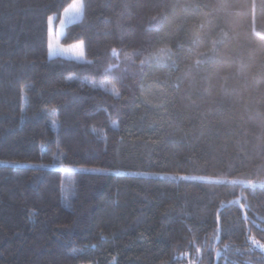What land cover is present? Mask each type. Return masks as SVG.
<instances>
[{
    "label": "trees",
    "instance_id": "trees-1",
    "mask_svg": "<svg viewBox=\"0 0 264 264\" xmlns=\"http://www.w3.org/2000/svg\"><path fill=\"white\" fill-rule=\"evenodd\" d=\"M0 0V264H264V0Z\"/></svg>",
    "mask_w": 264,
    "mask_h": 264
},
{
    "label": "rangeland",
    "instance_id": "rangeland-1",
    "mask_svg": "<svg viewBox=\"0 0 264 264\" xmlns=\"http://www.w3.org/2000/svg\"><path fill=\"white\" fill-rule=\"evenodd\" d=\"M82 14V2L74 0L62 12L58 21L55 17L48 20V56H61L77 61H85L84 47L81 42L71 45L61 43L67 25L78 21ZM264 245V244H261ZM264 252L259 245L257 247Z\"/></svg>",
    "mask_w": 264,
    "mask_h": 264
},
{
    "label": "snow or ice",
    "instance_id": "snow-or-ice-1",
    "mask_svg": "<svg viewBox=\"0 0 264 264\" xmlns=\"http://www.w3.org/2000/svg\"><path fill=\"white\" fill-rule=\"evenodd\" d=\"M51 20V17L49 18ZM262 249H264V245H259Z\"/></svg>",
    "mask_w": 264,
    "mask_h": 264
}]
</instances>
